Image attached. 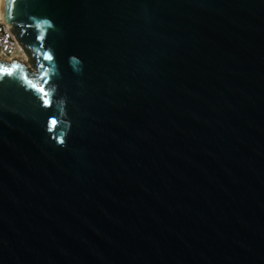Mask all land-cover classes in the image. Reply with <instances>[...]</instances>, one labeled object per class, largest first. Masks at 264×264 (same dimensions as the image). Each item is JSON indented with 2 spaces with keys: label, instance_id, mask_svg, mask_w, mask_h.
<instances>
[{
  "label": "water",
  "instance_id": "1",
  "mask_svg": "<svg viewBox=\"0 0 264 264\" xmlns=\"http://www.w3.org/2000/svg\"><path fill=\"white\" fill-rule=\"evenodd\" d=\"M2 14L0 264H264V0Z\"/></svg>",
  "mask_w": 264,
  "mask_h": 264
},
{
  "label": "built area",
  "instance_id": "2",
  "mask_svg": "<svg viewBox=\"0 0 264 264\" xmlns=\"http://www.w3.org/2000/svg\"><path fill=\"white\" fill-rule=\"evenodd\" d=\"M1 13V11H0ZM19 48H22L9 24L0 18V58L18 59Z\"/></svg>",
  "mask_w": 264,
  "mask_h": 264
},
{
  "label": "rangeland",
  "instance_id": "3",
  "mask_svg": "<svg viewBox=\"0 0 264 264\" xmlns=\"http://www.w3.org/2000/svg\"><path fill=\"white\" fill-rule=\"evenodd\" d=\"M18 55L20 56V57L18 58V60L24 62L27 66H29L30 68L33 69V66H32V64H31V62H30V57H28V56L25 55V53H24V51H23L22 48H19V50H18ZM2 59H3V58H2ZM6 60H13V59H6Z\"/></svg>",
  "mask_w": 264,
  "mask_h": 264
},
{
  "label": "snow or ice",
  "instance_id": "4",
  "mask_svg": "<svg viewBox=\"0 0 264 264\" xmlns=\"http://www.w3.org/2000/svg\"><path fill=\"white\" fill-rule=\"evenodd\" d=\"M0 3H2V0H0ZM0 18H3V14H2V13H0ZM47 59H51V57H47ZM4 71H5V72H8L9 69L5 68ZM53 123H54V122H53Z\"/></svg>",
  "mask_w": 264,
  "mask_h": 264
},
{
  "label": "bare ground",
  "instance_id": "5",
  "mask_svg": "<svg viewBox=\"0 0 264 264\" xmlns=\"http://www.w3.org/2000/svg\"><path fill=\"white\" fill-rule=\"evenodd\" d=\"M3 3H4V0H2V3H0V11H1V13H2V11H3ZM13 59V58H12ZM9 61H12V60H9Z\"/></svg>",
  "mask_w": 264,
  "mask_h": 264
}]
</instances>
